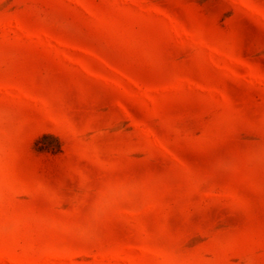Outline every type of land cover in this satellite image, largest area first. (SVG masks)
Returning <instances> with one entry per match:
<instances>
[{
	"label": "rangeland",
	"instance_id": "1",
	"mask_svg": "<svg viewBox=\"0 0 264 264\" xmlns=\"http://www.w3.org/2000/svg\"><path fill=\"white\" fill-rule=\"evenodd\" d=\"M0 264H264V0H0Z\"/></svg>",
	"mask_w": 264,
	"mask_h": 264
}]
</instances>
